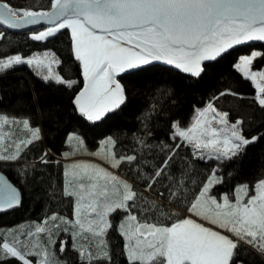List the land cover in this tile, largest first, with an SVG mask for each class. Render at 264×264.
<instances>
[{
    "label": "snow or ice",
    "instance_id": "snow-or-ice-1",
    "mask_svg": "<svg viewBox=\"0 0 264 264\" xmlns=\"http://www.w3.org/2000/svg\"><path fill=\"white\" fill-rule=\"evenodd\" d=\"M40 24L47 27L32 32L29 38L33 41H44L61 29L70 30L72 52L84 79V87L72 104L81 117L98 121L126 100L125 89L116 78L119 73L162 61L199 77L203 62L215 60L237 45L264 42V0H50L47 11L15 9L8 2L0 3V25L23 29ZM4 35L0 31V39ZM258 57L261 53L253 51L240 57L234 67L254 85L255 101L264 110V70H251ZM60 64L55 55L47 52L30 58L16 54L0 58V72L27 65L43 82L71 88L75 82L66 81L54 69ZM225 94L228 93L221 95ZM244 123L243 118L233 121L228 112L219 111L210 102L197 110L191 126L171 124V139L179 142L164 145L161 150L167 151L159 162H142L136 155L118 157L114 150L104 156L112 169L124 162L137 164V176L144 181L145 191H152L167 179L165 191L177 210L165 209L158 201L138 195L132 184L100 164L74 162L64 173L67 182L63 190L64 196L73 198L74 219L65 223L75 230L74 240L87 242L91 236L99 240L100 248V254L95 255L84 245L75 248L74 244L81 259H111L103 237L112 227L109 216L117 210L126 213L119 233L125 241L129 264H244L240 258L247 251L244 246L264 259V179L254 185V195H249L250 188L245 184L234 189V199L229 195L221 199L212 193L214 186L223 182L217 169L200 182L195 193H190L185 180L187 165L179 176L170 171L176 150L184 145L190 146L200 160L230 162L242 155L260 138L246 137ZM21 125L28 136L12 140L14 133L5 128ZM40 139L41 130L32 127L30 119L0 113V161L20 160L23 150ZM6 140L11 143L5 147ZM72 141L77 147L83 146V140L75 134L68 137V142ZM138 143L150 147L143 140ZM105 145L114 149L115 141L109 137L102 142V149ZM68 155L71 153H65ZM40 162H48L47 153ZM159 196L163 198L164 191ZM20 202L17 189L0 178V210ZM153 217L156 219L149 222ZM173 217L175 222L170 225L162 222ZM57 219L53 214L50 224L46 218L34 230L0 240V264L13 259L17 264H33L30 257L36 258L35 264H60L55 253L49 251V245L56 243L52 234L58 227ZM42 235L48 237V244L42 242ZM60 250H65L63 243Z\"/></svg>",
    "mask_w": 264,
    "mask_h": 264
},
{
    "label": "trees",
    "instance_id": "trees-1",
    "mask_svg": "<svg viewBox=\"0 0 264 264\" xmlns=\"http://www.w3.org/2000/svg\"><path fill=\"white\" fill-rule=\"evenodd\" d=\"M4 1L15 9L39 10L50 5V0ZM0 31L5 33L0 39V58L16 54L29 58L47 52L61 61L54 69L66 81L75 82L71 88L54 82L45 83L27 65H17L0 72V113L18 119L28 118L32 127L41 130V139L24 149L20 160L0 162V173L21 193V202L17 208L0 213V231H10L28 222L39 224L52 214L72 217V198L63 195L66 171L64 164L54 163L52 158H48L47 163H25L40 159L45 149L59 157L65 153L85 154L87 151H97L102 142L111 137L115 141L114 149L110 145H105L104 148L114 150L118 157L136 155L142 162L145 159L150 163L159 162L167 151H162V147L174 146L179 142L171 139V124L179 122L181 127L191 126L197 110L204 109L210 102L218 110L228 112L233 121L243 118L246 137L260 138L230 162L200 160L193 155L190 146H181L176 150L174 166L170 171L179 176L180 170L187 165L188 176L185 180L190 193H195L199 190L200 182L206 181L213 169H217V175L223 178V182L214 186L212 193L215 196L222 193L233 197L234 189L245 184L252 194L256 182L264 179V110L255 101L254 85L234 67L241 56L256 50L261 53V57L253 61L252 69H264V42L241 45L229 50L214 61L204 64L199 77L159 64L124 74L119 77L126 92L124 104L97 122L81 117L72 104L83 80L81 66L74 59L68 30L45 42L31 40L30 31ZM222 93L228 94L221 95ZM73 134L83 140L82 147H77L76 141L68 142V137ZM139 140L150 147H144L138 143ZM101 157L104 159V156ZM138 167L135 163L130 165L124 162L115 170L131 181L130 184L138 195L158 201L165 209L177 210L176 204L169 203L168 193L165 191L169 181L163 179L152 191H144L146 185L137 176ZM162 191L163 198L159 196ZM124 215L122 211L118 219ZM180 215L183 216L182 213ZM154 219L156 217L149 222ZM162 222L170 225L175 222V217L162 219ZM115 223L106 233L110 260H82L79 252L69 246L63 252L57 251L56 259L60 264H129L125 256L124 241L118 231L119 224ZM61 231L60 228L58 234H62ZM244 247L247 248L244 257L256 256L249 247ZM98 250L95 245L92 253L97 255L100 252ZM255 259L252 262L260 260L258 256ZM8 264L17 262L13 259Z\"/></svg>",
    "mask_w": 264,
    "mask_h": 264
},
{
    "label": "rangeland",
    "instance_id": "rangeland-1",
    "mask_svg": "<svg viewBox=\"0 0 264 264\" xmlns=\"http://www.w3.org/2000/svg\"><path fill=\"white\" fill-rule=\"evenodd\" d=\"M49 7V6H48ZM47 7V8H48ZM46 8V9H47ZM18 9V8H17ZM39 10H42V9H39ZM1 29V28H0ZM3 30V29H2ZM34 32L35 31H42V29H39V30H33ZM68 32L71 36V32L70 30L68 29ZM32 33V31H30V34ZM253 51H256V50H252L248 55H251V53ZM258 52V51H257ZM242 57V56H241ZM30 58V57H29ZM240 59V58H239ZM238 59V61H239ZM237 61V62H238ZM252 71H256V70H253L251 69ZM264 70V69H262ZM259 71V70H257ZM207 107V106H206ZM205 107V108H206ZM203 110V109H202ZM221 111V110H219ZM222 112V111H221ZM210 118V117H209ZM194 122V121H193ZM5 131H12L14 133L13 137H12V140H22V139H25L27 136H28V133L26 130H23L22 128V125L19 126V127H13L12 129H7L5 128ZM11 143V141L9 140H6V143H5V147ZM13 149H14V145H13ZM13 149H10L13 150ZM48 150V153H51V151L49 149H45L43 151V154L42 156L46 153V151ZM87 150V149H86ZM71 151H74V150H71ZM88 152V153H87ZM85 154H71V155H68V156H54L53 157L51 156H47V158H52L54 160V163H62L64 164V166L66 167V170H70V166L74 163V162H92V163H96V164H100L102 165L103 167L105 168H108L111 172H113L118 178L122 179V180H125L127 181L128 183H130L131 181H129L128 179H126L125 177H123L122 175H120L115 169H112L110 167V164L103 159L102 156H105L104 153H108L109 152V148L108 149H105L103 148L102 149V146L97 150V151H87ZM92 153H95L96 155H93ZM52 154V153H51ZM61 160V161H60ZM2 162V161H0ZM25 163H32V162H25ZM65 178V185H66V182H67V178L64 176ZM64 185V187H65ZM145 191V190H144ZM255 193H252L249 195H254ZM224 195H227V194H222L220 193V195H218L217 197L218 198H221L224 196ZM215 196V195H214ZM230 197H232L231 195H229ZM233 199H234V194H233ZM72 201H73V198H72ZM73 205H74V201H73ZM121 210L119 212H114L112 213L110 216H109V222L114 225L116 224L115 222H118V224L120 225L121 222L125 219V216H126V213L125 215L118 219L120 217V214H121ZM58 219L56 221V224L58 225L57 228L54 229L53 231V234H52V239L56 241V243L54 245H49V251L50 252H54L56 253L57 251L58 252H61V243H63L64 245V249L69 246L70 248H74V244H75V248H80L81 245H84L85 247L89 248L92 252V250L94 249V246L96 245L97 248L99 249L98 251H100V248H99V240L96 239V238H92L91 236H89V240L86 242L84 241L83 239L81 238H77L74 240L73 238V232L75 231L71 224H68V223H65V220H73L74 219V215H72L71 218H66V217H62V216H58L57 214H55ZM53 216L50 215L48 216L47 218H49V224L51 223V220L50 218ZM119 216V217H118ZM122 216V215H121ZM117 217V218H116ZM46 219V218H45ZM45 219L39 223V224H42ZM201 223H204L206 226H211V225H207V222L206 221H200ZM39 224H36V223H32V222H28V223H23L22 225L18 226L16 229H11L10 231H5V232H2L0 231V240H2L3 238L7 237L9 240L12 238L13 234H18L20 232H24V231H27V230H34L35 226L39 225ZM214 227V226H212ZM62 229L61 233L62 234H58V230L59 229ZM118 231H119V227H118ZM69 234V235H68ZM58 235V236H57ZM123 238V237H122ZM103 239L106 241L107 243V239H106V235L103 237ZM41 240L44 244H48V237L47 236H44L42 235L41 236ZM124 241V239H123ZM124 244H125V241H124ZM74 248V249H75ZM255 253V252H254ZM97 255L100 254V252L96 253ZM257 256H259L257 253H255ZM125 256L127 257L126 255V252H125ZM259 258H261L259 256ZM30 259L33 260V264H35V257H30ZM262 259V258H261ZM264 260V259H263Z\"/></svg>",
    "mask_w": 264,
    "mask_h": 264
},
{
    "label": "water",
    "instance_id": "water-1",
    "mask_svg": "<svg viewBox=\"0 0 264 264\" xmlns=\"http://www.w3.org/2000/svg\"><path fill=\"white\" fill-rule=\"evenodd\" d=\"M3 2H6V1H4V0H0V3H3ZM50 9V5H49V7L47 8V9H42L43 11H47V10H49ZM37 11H41V10H37ZM45 27H47V25H44V24H40V25H28L27 27H25V28H23V29H9V28H7V26H5V25H0V28L1 29H3V30H6V31H10V32H14V33H22V32H29V31H33V30H39V29H42V30H44V28ZM64 30H66V29H61V30H59L54 36H52V37H49V38H47L46 40H44V41H40V42H45V41H47V40H50V39H53L54 37H56L60 32H63ZM68 30V29H67ZM257 42H260V41H252V42H247V43H245V44H242V45H246V44H253V43H257ZM238 46H241V45H237V46H234L233 48H235V47H238ZM232 48V49H233ZM229 50H231V49H229ZM228 50V51H229ZM222 55H224V54H222ZM221 55V56H222ZM220 56V57H221ZM217 58H219V57H217ZM216 58V59H217ZM212 61H214V60H212ZM212 61H205V62H203V65L204 64H206V63H209V62H212ZM154 64H159V65H162V66H166V67H168V68H170V69H173V70H176V71H179V72H182V71H180V70H178V69H175L174 68V66H170V65H167V64H165L164 62H162V61H155V62H151L149 65H147V66H150V65H154ZM203 65H202V67H203ZM147 66H141V67H139V68H137V69H133V70H126L124 73H119L118 75H117V80H118V82L121 84V82H120V80H119V77L120 76H122V75H124V74H127V73H129V72H131V71H134V70H138V69H141V68H144V67H147ZM122 85V84H121ZM84 87V79H83V86H82V88ZM107 114V113H106ZM105 114V115H106ZM0 178H3L4 180H6L8 183H10V184H12V186L13 187H15L16 189H17V191L20 193V190L13 184V183H11L2 173H0ZM20 199H21V193H20ZM19 205H17V206H15V207H13V208H10V209H3V210H0V213H7V212H9V211H11V210H14L15 208H17ZM183 215H187V213H182ZM248 247V246H247ZM250 248V247H249ZM251 249V248H250Z\"/></svg>",
    "mask_w": 264,
    "mask_h": 264
},
{
    "label": "flooded vegetation",
    "instance_id": "flooded-vegetation-1",
    "mask_svg": "<svg viewBox=\"0 0 264 264\" xmlns=\"http://www.w3.org/2000/svg\"><path fill=\"white\" fill-rule=\"evenodd\" d=\"M252 251H253V250H252ZM253 252H254V251H253ZM254 254H255V253H254ZM256 256H257V255H256ZM256 256L253 257V258H251L250 256H249V258L242 256V257H240V258L244 259V264H264V260L261 259V258H260L261 261L259 260L258 262H252V260H256V259H255ZM258 257H259V256H258Z\"/></svg>",
    "mask_w": 264,
    "mask_h": 264
},
{
    "label": "bare ground",
    "instance_id": "bare-ground-1",
    "mask_svg": "<svg viewBox=\"0 0 264 264\" xmlns=\"http://www.w3.org/2000/svg\"><path fill=\"white\" fill-rule=\"evenodd\" d=\"M67 30V29H66ZM81 74H82V69H81ZM82 80H83V74H82ZM82 86H83V84H82ZM82 89V87L80 88V90ZM79 90V91H80ZM78 91V92H79ZM98 122V121H97ZM46 153H47V156L49 155L50 157L52 156L53 157V155L51 154V153H48V150L46 151ZM41 159V158H40ZM40 159H38L37 161H34V162H32V163H41L40 162ZM61 161V160H60Z\"/></svg>",
    "mask_w": 264,
    "mask_h": 264
},
{
    "label": "clouds",
    "instance_id": "clouds-1",
    "mask_svg": "<svg viewBox=\"0 0 264 264\" xmlns=\"http://www.w3.org/2000/svg\"><path fill=\"white\" fill-rule=\"evenodd\" d=\"M252 250V249H251Z\"/></svg>",
    "mask_w": 264,
    "mask_h": 264
}]
</instances>
